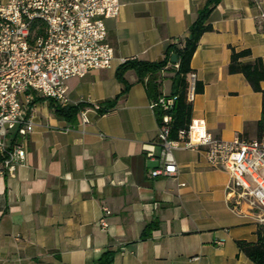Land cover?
<instances>
[{"label":"crops","instance_id":"crops-1","mask_svg":"<svg viewBox=\"0 0 264 264\" xmlns=\"http://www.w3.org/2000/svg\"><path fill=\"white\" fill-rule=\"evenodd\" d=\"M120 2L119 16L105 21L112 65L65 81L69 105H82L74 120L35 98L26 161L13 176H0V264H98L108 249L115 251L112 264H255L237 241H256L258 223L229 208V174L211 167L202 148L173 149L176 174L150 176L160 165L158 121L133 71L114 107L102 114L94 108L120 94L122 60H162L168 44L188 36L206 0ZM262 9L264 0H221L190 61L203 86L192 118L226 141L244 132L256 138L262 94L228 65L233 48L250 50L242 61L259 58L264 67ZM172 67L169 61L161 70L164 95L172 92ZM150 143L154 158L145 155ZM148 224L150 236L142 238Z\"/></svg>","mask_w":264,"mask_h":264},{"label":"built area","instance_id":"built-area-1","mask_svg":"<svg viewBox=\"0 0 264 264\" xmlns=\"http://www.w3.org/2000/svg\"><path fill=\"white\" fill-rule=\"evenodd\" d=\"M122 7L120 0H0V176H13L26 161L36 97L67 106V79L112 65L114 48L105 21L118 17ZM257 19L264 25L263 9ZM187 80V100L193 102L196 73ZM175 98L162 94L150 104L162 112L156 137L160 165L150 176L176 174L173 149L202 148L211 167L229 174L225 187L229 208L264 225V137L226 141L208 132L203 119L191 118L188 128L171 139ZM81 119L89 121L85 111ZM144 151L154 158L153 143L144 145ZM104 213L109 210L104 208ZM101 223L105 225L103 218Z\"/></svg>","mask_w":264,"mask_h":264},{"label":"trees","instance_id":"trees-1","mask_svg":"<svg viewBox=\"0 0 264 264\" xmlns=\"http://www.w3.org/2000/svg\"><path fill=\"white\" fill-rule=\"evenodd\" d=\"M221 0H206L204 7L198 11L194 22L190 25L188 36L179 39L175 43L167 45L164 58L160 61H143L137 59L125 60L116 70V77L123 85L120 94L111 100H107L99 109V113H104L114 107L117 101L126 94L131 84L125 79L127 71H133L137 77V82L144 83L145 90L151 101H155L162 95V76L163 70L169 63L171 55H177V67L171 68L172 92L170 96H175V102L170 110L172 122L170 126V138L177 139L180 130H186L192 118V102L187 100L188 92V76L193 72L190 68L191 58L198 46L201 36L212 29L208 23V17L212 10ZM250 55V50L244 49L236 51L231 49L230 62L228 72L231 74L241 73L244 75L252 89L262 94V114L260 119L255 123L256 138L264 137V89L261 87V82L264 81V67L262 61L256 58L252 61L244 62L243 58ZM203 86L196 82V94L201 93ZM50 106L53 108L56 115L72 121L82 105L61 106L50 100ZM162 112L156 108L155 116L157 121L160 120ZM244 132L242 138L248 139ZM152 226L148 224L143 230L142 238L150 236ZM256 233V241L238 240L237 245L252 262L255 264H264V225L258 224ZM115 251L106 250L98 260V264H112Z\"/></svg>","mask_w":264,"mask_h":264},{"label":"water","instance_id":"water-1","mask_svg":"<svg viewBox=\"0 0 264 264\" xmlns=\"http://www.w3.org/2000/svg\"><path fill=\"white\" fill-rule=\"evenodd\" d=\"M170 61L173 63V64H176L178 59H177V55L176 54H172L171 55V58H170Z\"/></svg>","mask_w":264,"mask_h":264}]
</instances>
